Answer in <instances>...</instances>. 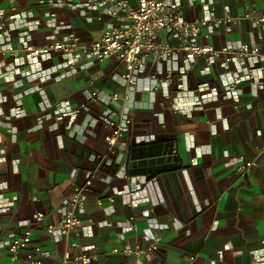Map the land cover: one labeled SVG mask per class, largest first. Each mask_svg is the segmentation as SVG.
I'll list each match as a JSON object with an SVG mask.
<instances>
[{
  "label": "crops",
  "instance_id": "obj_1",
  "mask_svg": "<svg viewBox=\"0 0 264 264\" xmlns=\"http://www.w3.org/2000/svg\"><path fill=\"white\" fill-rule=\"evenodd\" d=\"M129 5L135 7V0ZM0 11L20 25L12 47L25 57L20 75L0 77V264L20 263L31 246L40 247L43 264H60L65 252L94 257L88 264H264V64L256 83H249L233 66L180 55L171 70L174 80L184 76L185 91L170 89L172 100L190 108L196 89L206 87L207 102L176 114L161 91L125 89L123 65L115 58L85 61L66 76L61 58L33 61L26 54L25 49L71 34L82 42L98 39L118 25L103 8H88V0H0ZM225 11L233 19L261 13L264 0H181L188 22L211 13L221 19ZM159 41L173 42L164 33ZM208 42L264 48V34L241 19L214 26ZM13 65L12 58L3 57V69ZM169 68L148 59L142 77L155 71L165 76ZM53 70L45 82L25 76ZM234 77L237 90L228 98L224 87ZM94 91L128 93L130 101H89ZM86 101L73 118L70 113ZM103 115L131 121L114 153L104 142L109 129L97 121ZM244 161L253 167L241 172ZM88 177L78 232L49 234L47 227L59 224L73 188ZM35 213L44 220L13 261L7 246ZM155 240L157 249L146 252ZM113 250L143 252L123 256Z\"/></svg>",
  "mask_w": 264,
  "mask_h": 264
},
{
  "label": "built area",
  "instance_id": "obj_2",
  "mask_svg": "<svg viewBox=\"0 0 264 264\" xmlns=\"http://www.w3.org/2000/svg\"><path fill=\"white\" fill-rule=\"evenodd\" d=\"M136 6L131 7L129 0H88V8L96 10L103 8L104 14L115 21L118 25H110L104 33L92 42H82L77 36L71 34L62 39L43 44L34 48L25 49L26 54L33 61L61 58L63 67L67 68L64 75L68 76L76 73L77 69L83 68L85 61L101 64L104 61L115 58L123 65V72L120 79L125 89L133 87L155 93L161 91L163 98L168 102V107L176 114L186 113L189 109H201L207 102L203 94L206 87L196 89L198 97L190 108L179 105L171 98L172 91L183 93L184 76L179 75L173 78L172 65L177 63L180 55L186 59H204L208 64L221 62L223 68L233 66L236 72L243 74L244 80L249 83H256V74L260 72L259 65L264 64V48L258 45L242 43L238 47L221 46L215 47L209 44L208 40L212 35V28L218 25L230 24L241 19L248 20L254 27L264 34V11L261 13H246L233 19L225 11V16L221 19L215 18L211 13L208 17L194 22L184 19L181 12V0H135ZM14 9V5H10ZM54 17V15H51ZM16 21L13 17H5L0 11V77L13 79L22 73L21 66L24 64L23 56L12 47L13 40L17 34L19 26L13 25ZM161 33L170 37L172 43L160 42ZM200 41H203L201 43ZM8 56L13 59L14 65L10 69H3V57ZM151 59L157 65L162 62L170 65L166 75L162 71H155L142 77L146 70V60ZM245 66V69L242 66ZM54 70L43 72H26L25 76L31 81L45 82L50 79ZM63 75L60 76L62 78ZM238 78H232L224 87V92L228 93L237 90ZM89 101L100 102L108 105L111 102L127 103L130 101L128 93L120 96L116 93L102 95L98 91L91 93ZM84 102L79 108L73 111L71 116L76 117L88 104ZM66 111V110H65ZM63 111V112H65ZM62 114V113H61ZM98 122L104 124L110 134L104 138L107 150L114 153V145L121 138L130 125V119L123 117L119 121H111L107 115L100 117ZM173 151L172 154H175ZM241 160H243L240 157ZM253 167L252 161H244L240 167L241 172L249 171ZM134 180L138 184L143 181L140 177ZM91 186V177L85 182L73 188L70 197L65 201L64 213L61 221L56 226H48L47 232L51 234L56 231L60 235L77 233L81 227V218L84 213L85 203ZM100 205L101 203L98 202ZM44 220L42 213H35L25 219L26 230L24 233L14 238L7 246V252L15 261L20 252L25 251L32 242L33 232L40 227ZM133 221V217L128 219ZM157 241L150 245L146 252H153L157 249ZM2 245L0 243V252ZM143 251L113 250L112 253H121L123 256H139ZM40 247L31 246L26 252L24 259L18 264H43L39 258ZM94 257L79 256L72 258L69 252L63 254L60 264H88ZM193 260V259H190Z\"/></svg>",
  "mask_w": 264,
  "mask_h": 264
}]
</instances>
